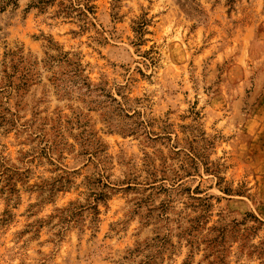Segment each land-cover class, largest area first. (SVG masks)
Here are the masks:
<instances>
[{
    "label": "rangeland",
    "instance_id": "obj_1",
    "mask_svg": "<svg viewBox=\"0 0 264 264\" xmlns=\"http://www.w3.org/2000/svg\"><path fill=\"white\" fill-rule=\"evenodd\" d=\"M0 264H264V0H0Z\"/></svg>",
    "mask_w": 264,
    "mask_h": 264
}]
</instances>
